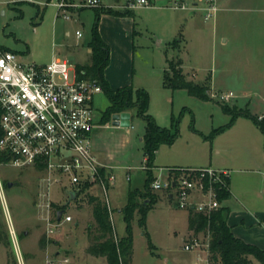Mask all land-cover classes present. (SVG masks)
Wrapping results in <instances>:
<instances>
[{
  "label": "rangeland",
  "instance_id": "374dc122",
  "mask_svg": "<svg viewBox=\"0 0 264 264\" xmlns=\"http://www.w3.org/2000/svg\"><path fill=\"white\" fill-rule=\"evenodd\" d=\"M57 1L0 0V51L11 50L21 54L23 61L36 64L49 63L53 57L68 59L75 66L89 62L87 47L92 39L96 11L109 7L70 8L66 10L65 14L69 17L66 19L57 8ZM82 1L65 0L66 3L76 5ZM102 1L106 6L116 3V0ZM118 1L120 4L125 3V0ZM233 2L235 4L232 6H239V10H233L229 16L242 22L241 25L238 23L240 39L237 38L238 41L234 43L229 42L226 47H222L219 41L222 29L219 19L207 21L201 11L172 9L169 7V0H157L150 6L121 10L133 14L134 35L129 57L124 56L120 49H114L109 67V72L116 75V82L113 83H118L117 87L125 85L120 84L124 82L122 75H119L125 70L129 73L127 84L131 89H144L148 93L147 113L159 127L170 129L174 124L173 120L179 119L178 146L186 143L192 122L195 128L202 131L221 127L229 118L222 111V105L234 106L235 111L247 112L262 121V62L260 60L258 63L248 64L238 54L237 48H249L253 51L262 48L264 0ZM219 14L220 12L217 13ZM76 32L80 33L79 38ZM246 32L248 38L241 36ZM257 56L263 60L261 54ZM220 58L228 61L224 70H221ZM167 59L171 60L172 67L179 64L178 69H181L186 80L204 86L209 101H200L184 90L176 93L168 89L159 90ZM222 92H233L237 97L230 103H221L216 95ZM244 94L246 98L243 97ZM106 105L103 94L95 96V114L98 116L101 113L98 124L103 126L96 130L99 133V147L95 153L101 160L121 165L113 171L116 184L110 187L113 189L109 190L108 196L114 235L123 238L126 236V224L118 211L126 204L129 189H143L146 176L142 151L144 121L131 111L128 127L112 125L111 118L104 122L101 115ZM182 108L187 110L180 115ZM152 170L159 173L158 168ZM126 175L130 177V181L126 180ZM42 176L41 169L31 165L14 167L0 164V179L2 185L5 184L3 194L7 208L6 212L0 203V264H46V260L63 257L70 259L68 264H106L101 258L85 254L86 228L93 223L87 195H100L98 187L84 182L76 196L69 200L67 190L71 185L65 177L61 184L52 186L53 204L64 207L66 215H70L72 221L56 222L52 215L51 223L57 226L52 227V233L48 234L45 215L35 206ZM7 183H12V186L7 187ZM154 193L157 198L146 213L145 225H140V215L137 212L132 220L131 264H206L207 251L204 244L208 236L205 233L194 235L188 230L189 208H179L177 199L168 198L162 191ZM8 218L15 236L8 229ZM41 238L45 241V247L49 246L50 252L48 249H40ZM195 238L201 247L186 251L185 245ZM251 260V264H260L253 258Z\"/></svg>",
  "mask_w": 264,
  "mask_h": 264
},
{
  "label": "built area",
  "instance_id": "2783aa9c",
  "mask_svg": "<svg viewBox=\"0 0 264 264\" xmlns=\"http://www.w3.org/2000/svg\"><path fill=\"white\" fill-rule=\"evenodd\" d=\"M156 1L125 0L120 7L150 6ZM169 2V7L175 10L201 11L207 21H214L219 12L218 0ZM56 6L68 19L65 13L70 8H100L103 5L102 0H83L78 5L58 0ZM76 36L79 38L80 33L76 32ZM99 94H102V88L97 81L79 73L68 59L54 58L49 63L36 64L23 61L21 54L11 50L0 51V153L10 157L3 164L42 167L35 206L45 215L48 234L57 226L51 219L53 215L56 221L58 211L53 207L51 187L61 184L63 177L76 194L84 182L96 185L111 216L108 192L116 178L112 168L98 162L91 142L92 130L99 121L94 109V99ZM216 97L221 103H230L235 95L222 92ZM100 169L104 170V178ZM175 171L180 174L174 175ZM203 178H207V183ZM226 178H229L226 170L210 167L187 168L185 171L165 168L154 176L151 189L175 197L179 208L207 213L220 207L214 187L224 186ZM0 203L7 212L1 179ZM61 221L71 222L72 217L63 213ZM7 225L11 235L15 236L9 218ZM204 246L208 257V240ZM199 247L200 242L195 238L184 249L190 251ZM69 262L68 257L46 260V264Z\"/></svg>",
  "mask_w": 264,
  "mask_h": 264
},
{
  "label": "trees",
  "instance_id": "16d2710c",
  "mask_svg": "<svg viewBox=\"0 0 264 264\" xmlns=\"http://www.w3.org/2000/svg\"><path fill=\"white\" fill-rule=\"evenodd\" d=\"M101 14L126 16L130 13L127 11L114 10L112 8L96 11V21L92 30V39L88 44L91 50L90 61L87 64L76 65V69L79 73L83 72L85 76L95 79L102 88V93L109 103L101 115V119L104 122L109 120L114 114L130 113L131 111H134L135 114L144 121L145 127L142 140V151L146 176L142 190H128L127 202L120 210L126 224V236L123 238H117L114 235V227L110 213L101 197L94 194L87 195V201L91 207L93 223L86 228L87 247L85 249V254L96 258H104L107 264H131L132 220L135 212H137L140 215V225H145L146 213L157 198V195L151 189V183L154 180L152 168L155 153L161 145L170 146L178 139L179 119L176 121L173 120L174 124L170 129L161 128L156 124L153 117L147 113L149 95L144 89L133 91L131 86H123L116 90L111 89L104 77V70L109 63V48L102 41L97 30ZM178 68V63L175 67H172L171 60H166V69L164 70L162 78L163 87L171 92L184 90L188 95L200 101H209L207 89L202 85L186 80L182 75L181 69ZM233 108L234 106L226 107L222 105V111L230 117L229 122L224 126L214 129L208 136H201L205 140L213 139L216 135L231 127L238 117L251 120L264 136L263 121H259L255 116L247 112L235 111ZM186 110V108H182L180 115ZM192 123L190 124L191 131L199 134ZM9 159L10 157L7 154L0 153V164L6 163ZM38 169H42V167L39 166ZM177 169L185 171L187 168ZM99 173L101 177L104 178V170L100 169ZM178 174H180V171L174 172V175ZM203 181L207 183V178H203ZM3 185L5 186V184ZM214 188L217 192V199L220 203V207L207 213L197 212L193 208H190L188 215V230L194 235L205 233L208 236V264H250V257L257 260L260 264H264V251L255 245L245 243L241 239L236 238L227 225L226 220L229 210L226 206H223L222 203L227 200L230 195L229 178L224 179V186L218 187L215 185ZM85 189H87V187ZM53 207L65 213L64 207H59L54 204ZM1 235L0 230V241L2 239ZM39 244L40 249L44 250L45 241L43 238L40 239Z\"/></svg>",
  "mask_w": 264,
  "mask_h": 264
},
{
  "label": "crops",
  "instance_id": "0c3cea01",
  "mask_svg": "<svg viewBox=\"0 0 264 264\" xmlns=\"http://www.w3.org/2000/svg\"><path fill=\"white\" fill-rule=\"evenodd\" d=\"M246 1L248 2V0ZM232 4H235L233 0L218 1L220 14L217 15L216 20L219 19V24L221 23L222 26L220 33L221 36L219 39L222 47H226L229 42H237V38L240 39L239 26L242 22L240 23L235 20L233 16H229L233 10H239V6L234 8ZM102 5L114 10L121 11L122 8L120 6L123 4H120L119 1L116 0L115 4L107 6L104 5L102 1ZM132 17V13L126 16H114L110 14L100 15L98 34L102 41L109 48V63L104 70V77L109 83L112 90H116L117 88L123 86H129V84H127L129 82V73H126L125 70L122 74H119L122 75V78L124 80H122V82L124 83L120 84L125 85H122L120 87H117L119 85L118 83L114 85L113 82H116V75L114 76L112 72H109V67L111 65L113 54L115 53L114 49H120L126 57H129L131 55L133 42L132 36L134 35ZM215 23L217 24L218 21H215ZM234 23L237 24L234 25ZM238 23L240 25H238ZM241 36H245L244 38H248V33H242ZM261 39L262 48L259 50L253 51L252 49H244L241 47L237 49H239L238 54H241L243 58L248 61V64H253L255 62L258 63L261 60L263 65L262 68L264 69V32H262L261 34ZM168 45L171 46V44L169 43ZM87 53L89 55L91 53L89 47H87ZM259 54L262 55L263 60L257 56ZM54 58L58 57H53L52 59ZM225 59L226 58H222L220 60L222 63L221 70H224L228 65V61H226ZM87 63L84 62L83 64ZM230 63L232 64V62ZM163 89L166 88L163 87L161 82L159 83V90L164 91ZM177 91L173 93H176ZM262 93L263 95H261L260 99L262 103H264V87ZM163 97H166L165 94ZM243 97L246 98L247 96L244 94ZM108 104L109 103L107 101L106 107L108 106ZM100 114L101 113H99L98 116L96 115V118L98 120L100 118ZM129 114L131 118V113ZM260 117L264 122V114L260 115ZM229 119L230 117L223 125L220 126L226 125L229 122ZM101 127L103 126H100L98 124L92 130V152L101 165L112 168V171H114L115 168L121 167V165H114L113 163H111V161L106 159L101 160L95 153L97 152L99 147V133H97L96 130L100 129ZM216 128H211L207 131H202L195 128V130L198 131L199 134L191 131L190 134L186 136V143L182 145L180 144L179 146L178 139H176V141L170 146L161 145L155 153L153 168H158L159 173L161 169L165 168L197 169L210 167L217 170H226L229 173L230 195L227 200L223 201L222 205L226 206L229 210L226 220L227 225L230 227L232 234L236 238L241 239L245 243L255 245L264 251V136L251 120L244 117H238L231 127L219 133L211 140H205L201 136H208L211 131ZM177 146L178 149L175 150ZM178 150L180 151L177 152ZM152 171L154 176L159 174H157L154 170ZM127 176L128 175H126V180L130 181V177L128 176L129 179H127ZM64 184L65 182L63 183V185ZM70 189L71 186L67 191H69ZM164 194L168 198H171L165 192ZM89 210L91 212L90 205ZM118 212L120 213V210ZM45 248V251L47 249L49 250V252L51 251L49 246ZM251 258L252 257H250V264L252 263ZM101 259L105 261L104 258Z\"/></svg>",
  "mask_w": 264,
  "mask_h": 264
},
{
  "label": "water",
  "instance_id": "95a60500",
  "mask_svg": "<svg viewBox=\"0 0 264 264\" xmlns=\"http://www.w3.org/2000/svg\"><path fill=\"white\" fill-rule=\"evenodd\" d=\"M112 125L114 126H121V127H128L130 123V114L129 113H121V114H114L111 116ZM12 183H7V187H11ZM69 200L73 199L76 196V193L73 190L68 191ZM63 211L58 210L56 212V221L59 222L62 218Z\"/></svg>",
  "mask_w": 264,
  "mask_h": 264
}]
</instances>
